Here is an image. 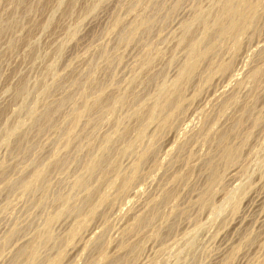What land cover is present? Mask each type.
<instances>
[{"label":"rangeland","instance_id":"374dc122","mask_svg":"<svg viewBox=\"0 0 264 264\" xmlns=\"http://www.w3.org/2000/svg\"><path fill=\"white\" fill-rule=\"evenodd\" d=\"M226 1L0 0V264H264V0L206 41ZM219 133L239 154L207 190Z\"/></svg>","mask_w":264,"mask_h":264},{"label":"bare ground","instance_id":"6f19581e","mask_svg":"<svg viewBox=\"0 0 264 264\" xmlns=\"http://www.w3.org/2000/svg\"><path fill=\"white\" fill-rule=\"evenodd\" d=\"M243 7V6H245V11H243V10H241V8L240 7ZM255 10H256V4H247V2L245 1V0H227L226 1V4L224 5V7L222 8V10H221V12H223L224 13V17H226V16H228L229 17V20L228 21H226V22H224L223 21V19H221L220 18V16H218L216 19H215V17H214V26L212 27L213 28V32L212 33H210L211 32V30L208 32H206V35H205V40L207 41V39H212V38H214V37H216V36H230V35H234V34H238V33H241V32H243L249 25H251L252 24V21H253V18H254V13H255ZM147 18V17H146ZM148 20V19H147ZM145 21V19H143V20H141L143 23L145 22V23H147L148 21ZM213 21V20H212ZM119 23L120 22H117L116 20H115V25L116 26H118L119 25ZM137 23V22H136ZM141 23V22H140ZM205 23V22H204ZM207 24V23H206ZM114 25V26H115ZM136 25V24H135ZM134 25V26H135ZM145 25V24H144ZM144 25H141V26H144ZM136 27H137V25H136ZM205 27V26H204ZM125 28V27H124ZM134 28V27H133ZM147 28V27H146ZM211 28V29H212ZM122 30H123V28H122ZM126 30V29H125ZM132 31V30H131ZM136 31V30H135ZM134 31V29H133V31H132V34H133V32H135ZM123 32V31H122ZM121 34V33H120ZM119 34V35H120ZM129 34H131V32H129ZM121 36V38L122 39H129V38H131L132 37V35L130 36V37H127L126 36V33L124 34V35H120ZM125 36H126V38H125ZM119 39H120V37H119ZM119 41H121V39L119 40ZM124 41V40H123ZM206 51V48H205V50H202V51H198V53L197 54H195L194 55V58H196L197 60L200 58V57H203V53ZM146 60V59H145ZM148 61V60H147ZM144 64H145V62H144ZM195 65H196V62H193V61H191V62H188L184 67H183V69L181 70V75H184V74H188V73H190L193 69H194V67H195ZM90 74V73H89ZM91 75V74H90ZM89 75V77H87V82H88V85L90 84V85H92L93 83V81L91 80V76ZM86 77V76H85ZM73 79V78H72ZM73 80H75V79H73ZM84 81V80H83ZM74 83V82H73ZM73 83H71V84H73ZM95 84V83H94ZM78 85H79V82H78ZM81 85H83V87H84V84L82 83V84H80V86ZM69 86H70V84H69ZM77 86V84L75 85V87ZM87 86V85H86ZM77 87H79V86H77ZM98 87V86H97ZM19 88V87H18ZM88 88V87H87ZM96 88V87H95ZM79 89H82V88H79ZM21 91L23 90V88L22 89H20ZM45 91V90H44ZM82 91V95H85V91L86 90H81ZM91 91L93 92V89H92V87H91ZM17 92V91H16ZM19 92V91H18ZM89 92V91H88ZM16 94H18V93H16ZM45 94V93H44ZM87 94H89V93H87ZM86 96H88V95H85V98L84 99H86ZM64 100H65V98L64 97H62ZM68 98V97H67ZM117 98V97H116ZM112 99H114V100H116L115 98H112ZM180 99V92H177L176 93V95H175V98L173 99V100H170V98H164L163 100H162V102H160L159 104H157V106H156V108H157V110L160 112V113H167V111H169L171 108H172V106H173V104H174V102L175 101H177V100H179ZM87 100V99H86ZM110 100V99H109ZM59 102L57 103L56 102V104L58 105V106H62V105H64V104H62L63 102H65V101H62V100H58ZM92 101H94V100H92ZM99 101L101 102V100H95L92 104H91V106L90 105H87L88 103L87 102H85L86 104L85 105H83L84 107H83V109H82V111H78V112H76L75 114H74V120L76 121L78 118H80V116L85 112V115H86V111L88 112V110H90V108H100L101 106H100V103H99ZM104 101V100H103ZM108 101V100H107ZM108 102H111V100L110 101H108ZM113 103H114V101H112ZM117 102H121V98H117ZM66 103V102H65ZM102 103V102H101ZM105 104V103H104ZM107 104V103H106ZM109 104V103H108ZM57 105L55 106V107H57ZM48 106H50V104H48ZM52 106H53V104H52ZM52 106L51 107H46L45 105H44V108L45 109H43L44 110V114H42V115H44L45 117H44V119L46 118V121L47 120H49L50 121V119H52L51 117H52V113H53V110H54V108H52ZM90 106V107H89ZM54 107V106H53ZM63 107V106H62ZM61 107V108H62ZM99 108H98V112H99ZM244 108V107H243ZM105 109V108H104ZM103 109V110H104ZM107 109V108H106ZM245 109V108H244ZM252 108L250 107V110H251ZM58 110V109H57ZM91 110H93V109H91ZM102 110V109H101ZM55 111V110H54ZM59 111V110H58ZM97 111V110H96ZM245 111V110H244ZM247 111V110H246ZM245 111V112H246ZM93 112V111H92ZM92 112H90V113H92ZM243 112V111H242ZM248 112V111H247ZM56 113V112H55ZM54 113V114H55ZM89 113V112H88ZM94 114L95 113H97V112H93ZM244 113V112H243ZM251 113V112H250ZM54 114H53V116H54ZM84 115V114H83ZM245 115H247V113H245ZM250 115V114H249ZM252 115H254V113L252 114ZM31 116V115H30ZM41 116V115H40ZM40 116H39V119H40ZM87 116V115H86ZM89 116H91L90 114H89ZM99 116V115H98ZM97 116V117H98ZM243 116V115H242ZM85 117V116H84ZM97 117H95V115H94V117L93 118H96L97 119ZM81 118H83V117H81ZM86 118V117H85ZM90 118V117H89ZM88 118V119H89ZM91 118H92V116H91ZM247 118V117H246ZM250 118V117H249ZM253 118V117H252ZM251 118V119H252ZM256 118V117H255ZM31 119V118H30ZM42 119V118H41ZM87 119V120H88ZM137 119V118H136ZM242 119V118H241ZM32 120H34V119H32ZM38 120V119H37ZM36 120V121H37ZM140 120V119H139ZM238 120H240V119H238ZM237 120V121H238ZM248 120V119H247ZM41 121V120H40ZM45 121V120H44ZM78 121V120H77ZM94 121V120H93ZM258 121V120H257ZM34 122V121H33ZM32 122V123H33ZM206 123L207 122H209V121H205ZM235 122V121H234ZM253 122H255L254 120H253ZM252 121H250L249 123H250V125L252 126V124L251 123H253ZM47 123V122H46ZM51 123V122H50ZM52 123H53V121H52ZM52 123H51V125H52ZM244 123V122H243ZM44 124H45V122H44ZM49 124V123H48ZM208 124V123H207ZM206 124V125H207ZM238 124V123H237ZM242 124V123H241ZM37 125H39L38 123H37ZM36 125V126H37ZM234 125V124H233ZM243 125V124H242ZM256 125V124H255ZM50 126V125H49ZM241 126V125H240ZM250 126V127H251ZM38 127V126H37ZM41 127H43L44 128V125L42 126V124H41ZM50 127H52V126H50ZM233 127V126H232ZM236 126H234V128H235ZM48 128V127H47ZM204 128V127H203ZM206 128V127H205ZM243 128V127H242ZM241 128V129H242ZM37 129V128H36ZM39 129H42V128H39ZM45 129V128H44ZM232 129V128H231ZM230 129V132H232V130ZM240 129V130H241ZM46 130V129H45ZM236 131H238V130H236ZM41 132V131H40ZM18 133V132H17ZM37 133V132H36ZM35 133V134H36ZM39 133V132H38ZM42 133V132H41ZM224 133V132H223ZM227 133V132H226ZM21 134H23V133H21ZM21 134H19V135H21ZM228 134V133H227ZM233 134V133H232ZM231 134V136L233 137V135ZM235 134H237V133H235ZM27 135V134H26ZM218 136L216 137L217 139H216V141L220 144V149H218L219 151L217 152L218 154H217V157H216V159L217 160H215L214 161V157H212L213 158V160L210 158L209 160H205L206 161V165L208 166L209 165V167H210V169L209 168H207V169H209V172H208V170H207V172L209 173V176H207L208 178V185H207V187H206V189L208 190V187H209V185L212 183V181H215L214 180V178H213V173H212V171L214 170V167H215V169H216V165L217 164H219L220 165V163L223 165H228V164H230V163H232L233 161H234V159L236 158V156H238V149L236 148V147H234V146H232L231 145V141H230V139H229V136H228V139H225V137L224 136H222L223 134H217ZM22 136V135H21ZM24 136H25V134H24ZM235 136H237V135H234V138H235ZM239 136V135H238ZM237 136V137H238ZM20 137V136H19ZM231 137V138H232ZM17 138H18V136H17ZM239 138V137H238ZM19 139V138H18ZM26 139H27V137H26ZM26 139H24V140H26ZM236 139V138H235ZM16 140V139H15ZM21 140V139H20ZM24 140H22L23 142H24ZM213 140H215V139H213ZM232 140V139H231ZM243 140V139H242ZM241 140V141H242ZM27 141V140H26ZM224 141H227V142H224ZM230 141V142H229ZM240 141V142H241ZM29 142V141H28ZM213 142V141H212ZM215 142V141H214ZM15 143H18V141L16 142L15 141ZM27 144V143H26ZM26 144H25V146H26ZM219 144H217V145H219ZM244 144V143H243ZM27 145H29V144H27ZM216 145V144H215ZM217 145H216V147H217ZM242 145V144H241ZM20 146H23V145H21L20 144ZM19 146V147H20ZM24 146V147H25ZM31 146V145H30ZM237 146V145H236ZM238 147H240V146H238ZM16 148V147H15ZM18 148V147H17ZM23 148V147H22ZM240 149H241V147H240ZM15 150V149H14ZM13 150V151H14ZM17 150V149H16ZM19 150V149H18ZM26 149H24V151H25ZM23 151V150H22ZM17 152V151H16ZM15 152V153H16ZM21 152V151H20ZM19 152V153H20ZM18 153V154H19ZM23 153V152H22ZM22 153H20V154H22ZM214 156H216V154L214 155ZM210 157V156H209ZM102 158V157H101ZM101 158L99 159V160H101ZM238 158V157H237ZM103 159V158H102ZM205 163V162H204ZM55 166V165H54ZM57 166V165H56ZM218 166V165H217ZM206 167V166H205ZM57 168V167H56ZM86 168V167H85ZM221 168V167H220ZM220 168H219V170H220ZM2 169V168H1ZM1 169H0V172H1ZM54 169H55V167H54ZM98 169H100L99 167H98V163H92V164H90L89 166H87V168H86V173L88 174V175H91V174H93L94 172H96L97 173V170ZM5 171V170H4ZM217 171H218V169H217ZM216 171V172H217ZM1 176L3 175V174H0ZM33 179H32V181H40V180H43L44 179V177H45V175L44 174H42V173H40V172H36V173H34L33 174ZM216 178H218V176L216 177ZM207 179H206V181H207ZM213 179V180H212ZM177 180H180V178L179 179H177ZM176 180V181H177ZM32 181H30V182H27V181H23V182H21V187H23L24 189H27V188H29L30 187V184H31V182ZM85 179L84 178H80L76 183H75V188H77V189H81V188H83L84 187V185H85ZM178 182V181H177ZM19 185V184H18ZM206 186V185H205ZM205 193V192H204ZM202 200H201V205H203L204 203H206L207 201H206V199H208V194H205L202 198H201ZM88 203V202H87ZM155 216H158V213H157V210L155 209V208H153V209H151V210H149V212L147 213V214H145L143 217H140L139 219H137L136 221H135V225L136 226H138L139 227V225H143V224H148V223H151L152 224V222H150L152 219H153V217H155ZM156 218V217H155ZM154 220V219H153ZM146 226V225H145ZM137 227V228H138ZM9 237V236H8ZM8 237L6 238V239H8ZM43 238L45 239V240H50V236H48V235H44L43 236ZM252 240V239H251ZM250 241V240H249ZM102 242V241H101ZM101 242H100V244H101ZM98 243H99V241H98ZM98 243H96V244H98ZM100 244H98V246L100 245ZM123 244V243H122ZM120 245H121V243H120ZM124 246V245H123ZM96 247L97 246H95V249H96ZM0 248H1V246H0ZM98 248V247H97ZM100 248H101V246H100ZM134 248H136V246L134 247ZM133 247H132V249H131V251L133 252V249H134ZM97 251H99V249L97 250ZM101 251V256L102 257H104L105 256V253L102 251V249L100 250ZM18 252H20V256H24V252L23 251H18ZM31 254H34V250L31 252ZM19 256V255H18ZM19 256V257H20ZM21 257V258H22ZM18 258V257H17ZM121 259V258H120ZM19 261V259L18 260H16L15 259V261L13 260V262L11 263V264H25V263H20V262H18ZM124 262V260H112V261H107V264H122ZM52 264H57V261H54Z\"/></svg>","mask_w":264,"mask_h":264}]
</instances>
